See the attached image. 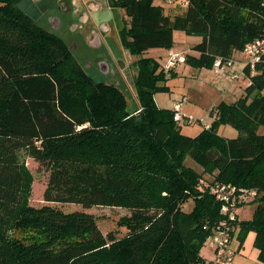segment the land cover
Segmentation results:
<instances>
[{"label": "trees", "instance_id": "1", "mask_svg": "<svg viewBox=\"0 0 264 264\" xmlns=\"http://www.w3.org/2000/svg\"><path fill=\"white\" fill-rule=\"evenodd\" d=\"M21 2L0 0V264H207L201 250L225 219L215 183L257 191L252 218L240 220L241 206L235 234L239 227L242 246L253 231L264 262V57L254 76L244 73L242 97L213 107L210 127L190 136L155 100L178 73L144 56L172 49L180 30L202 39L185 64L212 69L264 36V0H189L174 18L155 0H108L126 16L123 48L138 57L131 110L120 87L97 82ZM222 125L239 135L221 136ZM24 157L50 171L46 203L126 209L118 225L127 233L104 235L84 211L30 206Z\"/></svg>", "mask_w": 264, "mask_h": 264}, {"label": "rangeland", "instance_id": "2", "mask_svg": "<svg viewBox=\"0 0 264 264\" xmlns=\"http://www.w3.org/2000/svg\"><path fill=\"white\" fill-rule=\"evenodd\" d=\"M39 1L38 4L37 0H22L19 7L33 18L39 26L63 39L69 45L79 63L97 82H107L120 87L127 95L129 109H133L134 93L132 94V90L135 92L133 82L138 73L134 63L138 57L131 55L125 50L120 41L119 31L125 23V13L119 9H111L107 0H85L87 3L98 4L101 7L98 12L86 10V14L90 17V22L85 24L82 18L73 12L63 13L59 10L60 0ZM66 1L71 2V0ZM155 5L163 6L165 15L172 18L186 10L180 5L165 4L163 0H155ZM52 18L58 21V23L54 21L55 26L50 22ZM101 25H105L107 30L100 35L96 32V27ZM79 26H81L80 29L78 28ZM95 32L98 34L97 37L100 40V44H98V41L95 43L90 40L89 42L88 37ZM200 42L201 38L199 36L188 35L183 31L176 30L174 31V47L170 50L181 53L183 56L194 55V47L191 48V46ZM170 50L150 49L144 56L155 57L161 62L162 66H165ZM236 66L235 71L242 74L244 64H236ZM176 72L179 73V76L168 82V86L171 89L170 92L156 95L157 105L163 109H171L175 103H182L185 115L192 116L196 120L204 119L205 124L212 122L209 114L213 107L224 101L231 104L240 99L248 82L243 76L238 80H229L222 75H216L212 69H195L187 64H179ZM177 125L183 127L184 134L190 136L197 135L203 129V126L198 121L191 125L184 122L177 123ZM259 133L264 134V128H260ZM219 134L229 139L236 138L239 135L238 131L230 125H222L219 128ZM24 159L32 176L28 199L30 206L35 208L51 206L65 213L84 211L96 218L97 225L104 235L113 232L118 238H121L127 233V230L118 225L122 217L131 215V212L126 209L109 207L84 209L77 204L60 205L46 203L44 193L48 185L50 171L42 163L27 157H24ZM186 164L200 173L203 171L191 158L186 160ZM204 178L206 180L205 183H210L214 180V176L205 175ZM192 206L193 203L189 202L185 206V210H191ZM255 209V204L243 207L240 210V220L251 219ZM239 231L240 228L238 227L237 233L233 235L232 249L235 254L232 264H264V262L259 260V250L254 246L256 234L253 231H249L244 238L243 245L240 246L238 240ZM24 236L23 233L15 234L17 238ZM201 256L207 264H215L216 255L209 244L204 245L201 250Z\"/></svg>", "mask_w": 264, "mask_h": 264}, {"label": "built area", "instance_id": "3", "mask_svg": "<svg viewBox=\"0 0 264 264\" xmlns=\"http://www.w3.org/2000/svg\"><path fill=\"white\" fill-rule=\"evenodd\" d=\"M168 5H180L186 8L189 5V0H163ZM244 61V69L250 72V77L256 73V65L260 63L264 57V36L250 42L241 52ZM185 56L170 50L167 55L164 70L171 72L176 69L179 64L185 63ZM236 60L234 57L222 58L217 57L214 61L212 70L216 75L224 76L229 80H238L240 75L235 71ZM250 81V79L248 78ZM249 84H251L249 82ZM174 120L177 123H188L191 125L197 121L203 124L206 128L210 124H205L204 119L196 120L192 116H187L184 113L182 103H175L173 107ZM211 191L216 195V198L221 202V213L225 219L215 228L214 232L208 237L206 244H209L216 255L215 264H232L235 251L232 249L233 235L236 232L235 223L238 218V211L241 206L250 205L257 197L256 190L239 189L233 185L223 183H215L211 186Z\"/></svg>", "mask_w": 264, "mask_h": 264}, {"label": "flooded vegetation", "instance_id": "4", "mask_svg": "<svg viewBox=\"0 0 264 264\" xmlns=\"http://www.w3.org/2000/svg\"><path fill=\"white\" fill-rule=\"evenodd\" d=\"M37 1L39 4L40 1L39 0H37ZM107 2H108V0H107ZM59 10H61L63 13L73 12L75 15L82 18V21L85 24L86 23L88 24L90 22V17L86 14V10H88L90 12H98L101 10V7L98 4L87 3L85 0H71V2H68L66 0H62V1L60 0ZM54 21H56L58 23V21L56 19L52 18L50 20V22L52 24H54V26H55ZM78 28L80 29L81 26H79ZM105 30H107L105 25H101L100 27H96V32H98L100 35L102 33H104ZM96 32L93 34L91 33L90 37H88L89 42L91 40V41L96 43V41L99 40V38L97 37L98 34ZM98 43L100 44V40Z\"/></svg>", "mask_w": 264, "mask_h": 264}, {"label": "crops", "instance_id": "5", "mask_svg": "<svg viewBox=\"0 0 264 264\" xmlns=\"http://www.w3.org/2000/svg\"><path fill=\"white\" fill-rule=\"evenodd\" d=\"M177 6H179V5H177ZM163 7V6H162ZM202 40V39H201ZM99 44V43H98ZM197 45V44H196ZM196 45H193V46H191V48L192 47H195ZM239 53V54H238ZM241 55V57H239ZM187 56V55H186ZM185 56V57H186ZM233 57L235 58V60H236V64L237 65H240V64H244L243 62H244V58H243V56H242V54H241V52H235L234 53V55H233ZM153 58H155V57H153ZM156 59V58H155ZM185 64V63H184ZM237 67V66H236ZM175 70V72H176V69H174ZM239 71V70H238ZM243 71V70H242ZM178 73V72H177ZM238 74H239V72H238ZM178 75H179V73H178ZM240 75V78H241V76H244V74H239ZM239 78V79H240ZM174 107V106H173ZM171 109H173V108H171Z\"/></svg>", "mask_w": 264, "mask_h": 264}, {"label": "water", "instance_id": "6", "mask_svg": "<svg viewBox=\"0 0 264 264\" xmlns=\"http://www.w3.org/2000/svg\"><path fill=\"white\" fill-rule=\"evenodd\" d=\"M99 42V40H97Z\"/></svg>", "mask_w": 264, "mask_h": 264}]
</instances>
